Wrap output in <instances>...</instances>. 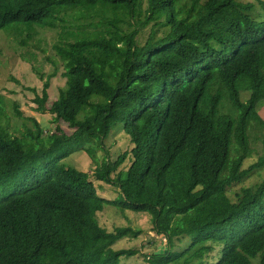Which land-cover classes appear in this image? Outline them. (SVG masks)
<instances>
[{
    "label": "trees",
    "instance_id": "1",
    "mask_svg": "<svg viewBox=\"0 0 264 264\" xmlns=\"http://www.w3.org/2000/svg\"><path fill=\"white\" fill-rule=\"evenodd\" d=\"M17 23L32 27L22 39L37 27L58 34L66 84L49 108L51 134L35 121L11 134L0 107V264L137 255L114 250L142 231L103 227L108 206L148 213L165 236L168 253L148 264H203L216 247L214 264H264V180L231 191L264 169V0H0V31ZM47 88L35 99L41 112ZM118 125L134 149L95 172L120 190L109 200L63 162L81 152L97 161ZM254 129L262 156L244 169ZM185 237L190 245L176 251Z\"/></svg>",
    "mask_w": 264,
    "mask_h": 264
},
{
    "label": "rangeland",
    "instance_id": "2",
    "mask_svg": "<svg viewBox=\"0 0 264 264\" xmlns=\"http://www.w3.org/2000/svg\"><path fill=\"white\" fill-rule=\"evenodd\" d=\"M244 3L258 4L259 0H240ZM27 24L17 23L11 28L0 31V107L4 109V125L13 135H21L26 129L35 130L34 121L48 135L55 131L56 125L52 124L53 116L49 108L53 101L58 99L60 91L65 87L66 80L63 76L64 66L54 56L53 45L58 41V34L54 31L34 28L35 34L32 39H22L29 33ZM13 29H20V37L11 34ZM34 30V29H33ZM21 41L27 42L22 44ZM47 82V94L44 112L38 110L39 105L35 99L43 95V86ZM260 116L264 119V104L257 108ZM67 135L74 133L68 125H58ZM252 147L254 154L246 159L243 168H249L262 156V132L254 129L251 132ZM134 149L131 141L125 135L123 126L113 128L111 136L105 143V147L98 151L97 161H93L84 152L73 154L63 162V165L88 172L97 187L99 194L109 200L120 197V190L113 184L98 181L95 177L97 168L102 167L107 161L116 162L124 154H129ZM131 161L127 159L123 170L130 167ZM264 180V169L246 178L242 184L235 186L231 191H239L242 187L252 186ZM232 192V193H233ZM231 194V192H230ZM99 221L103 227L113 232L119 227H132L141 230L136 238L122 239L114 245V250H138L137 255L122 257L120 264H148L146 256H150L168 246L163 236H158L153 230V220L148 213H135L122 211L113 206H108L105 211L98 214ZM183 239V238H182ZM157 241L156 244L154 242ZM191 243L190 237H185L177 242L176 251L185 250ZM161 246V247H160ZM158 250V251H157ZM221 247L209 254L203 264H214L221 256Z\"/></svg>",
    "mask_w": 264,
    "mask_h": 264
},
{
    "label": "water",
    "instance_id": "3",
    "mask_svg": "<svg viewBox=\"0 0 264 264\" xmlns=\"http://www.w3.org/2000/svg\"><path fill=\"white\" fill-rule=\"evenodd\" d=\"M163 238H165V236H163ZM165 239H166V238H165ZM162 248H163V247H161V250H159V251L157 252L158 255H160V254H164V253H168V251H169V246H167V248H166L165 250H163Z\"/></svg>",
    "mask_w": 264,
    "mask_h": 264
},
{
    "label": "crops",
    "instance_id": "4",
    "mask_svg": "<svg viewBox=\"0 0 264 264\" xmlns=\"http://www.w3.org/2000/svg\"><path fill=\"white\" fill-rule=\"evenodd\" d=\"M157 241L154 242V244L156 243ZM161 247V246H160ZM158 251V250H157Z\"/></svg>",
    "mask_w": 264,
    "mask_h": 264
}]
</instances>
